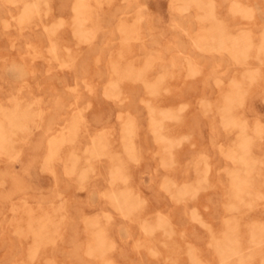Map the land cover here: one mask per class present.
<instances>
[{"label": "rangeland", "instance_id": "rangeland-1", "mask_svg": "<svg viewBox=\"0 0 264 264\" xmlns=\"http://www.w3.org/2000/svg\"><path fill=\"white\" fill-rule=\"evenodd\" d=\"M193 1L0 0V264H264V0Z\"/></svg>", "mask_w": 264, "mask_h": 264}, {"label": "bare ground", "instance_id": "bare-ground-1", "mask_svg": "<svg viewBox=\"0 0 264 264\" xmlns=\"http://www.w3.org/2000/svg\"><path fill=\"white\" fill-rule=\"evenodd\" d=\"M176 1H177V0H176ZM181 1H182V0H181ZM186 1H187V0H186ZM190 1H191V0H190ZM192 1H193V0H192ZM197 1H198V0H197ZM199 1H200V0H199ZM33 2H34V1H33ZM174 2H175V1H174ZM184 2H185V1H184ZM193 2H195V1H193ZM193 2H192V3H193ZM46 3H47V2H46ZM81 3H82V2H81ZM188 3H189V2H188ZM200 3H201V2H200ZM200 3H199V5H200ZM197 4H198V3H197ZM201 4H202V3H201ZM203 4H204V3H203ZM24 5H25V4H24ZM85 5H86V4H85ZM188 5H189V4H188ZM195 6H196V5H195ZM34 7H35V6H34ZM185 7L187 8V6H185ZM197 7H200V8H201V5H200V6H197ZM175 8H176V6H175ZM178 8H180V7L178 6ZM182 8H183V7H182ZM207 8H209V7H207ZM35 9H36V8H35ZM187 9H188V8H187ZM176 10H178V9H176ZM180 10H181V9H180ZM182 10H183V9H182ZM200 10H201V9H200ZM208 10H209V9H208ZM241 10H243V9H241ZM81 11H82V10H81ZM81 11H80V12H81ZM187 11H188V10H187ZM204 11H206V10H204ZM211 12H212V10H211ZM144 13H145V12H144ZM207 13H209V12L207 11ZM207 13H206V14H207ZM209 14H210V13H209ZM211 15H212V14H211ZM75 16H76V15H75ZM207 16H208V14H207ZM72 17H73V16H72ZM204 17H206V15H205ZM198 18H201V17H198ZM207 18H208V17H207ZM207 18H206V19H207ZM210 18H211V17H210ZM210 18H209L208 20H210ZM62 20H63V19H62ZM200 20H201V19H200ZM211 20H213V19L211 18ZM5 21H6V20H5ZM202 21H203V20H202ZM204 21H205V20H204ZM206 21H207V20H206ZM62 23H63V21H62ZM79 24H80V23H79ZM221 24H222V23H221ZM6 26H7V25H6ZM5 28H6V27H5ZM73 29H74V28H73ZM80 29H81V28H80ZM83 29H84V28H83ZM83 29H82V30H83ZM212 29H213V28H212ZM214 29H215V28H214ZM86 31H87V30H86ZM222 31H223V30H222ZM239 31H240V30H239ZM245 31H246V30L244 29V33H245ZM248 31H249V30H248ZM78 32H79V31H78ZM81 33H82V32H81ZM87 33H89V31H88ZM90 34H91V33H90ZM137 34H138V33H137ZM91 35H92V34H91ZM213 35H214V34H213ZM213 35H212V37H213ZM220 35H221V34H220ZM234 35H235V34H234ZM246 35H247V34H246ZM198 36H199V35H198ZM223 36H224V35H223ZM228 36H229V38H228L229 40H231V39L234 38V36H233V38H231V36H232L231 34H228L227 37H228ZM235 36H236V35H235ZM237 36H239V35H237ZM241 36H243L244 41H245V38L247 39V37H245V35H241ZM204 37H205V36H204ZM204 37H203V38H204ZM227 37H225V38H227ZM222 38H223V37H222ZM240 38H241V37H240ZM76 39H77V38H76ZM234 39H235V38H234ZM243 39L241 38V39H238V40L240 41V40H243ZM249 39H250V37H249ZM200 40H201V39H200ZM224 40H225V39H224ZM81 41H82V40H81ZM194 41H195V40H194ZM205 41H206V40H205ZM232 41H233V40H231V43H232ZM248 41H249V40H247V42H248ZM50 42H51V41H50ZM224 42H225V41H224ZM234 42H235V41H234ZM236 42H237V40H236ZM242 42H243V41H242ZM242 42H241V44H242ZM247 42H246V43H247ZM249 42H250V44L253 43V42H251V41H249ZM249 42H248V43H249ZM204 43H207V42H204ZM243 43H245V42H243ZM53 44H54V43H53ZM225 44H226V42H225ZM234 44H235V43H234ZM253 44H254V43H253ZM239 45H240V44H239ZM244 45H246V44H244ZM54 46H55V44H54ZM208 46H209V45H208ZM227 46H228V45H227ZM237 46H238V44H237ZM261 46H262V45H261ZM263 46H264V45H263ZM238 47H239V46H238ZM241 47H242V46H240V49H242ZM246 47H248V44L246 45ZM253 47H254V46H253ZM259 47H260V46H259ZM65 48H66V47H65ZM206 48H209V47H206ZM231 48H232V47H231ZM248 48H249V47H248ZM209 49H211V47H210ZM225 49H226V48H225ZM235 49H237V48H235ZM235 49H233V50L235 51ZM238 49H239V48H238ZM206 50H207V49H206ZM233 50H232V51H233ZM244 50H245V49H244ZM244 50H243V52H244ZM245 51H246V50H245ZM248 51H249V49H248ZM262 51H263V50H262ZM262 51H261V52H262ZM54 52H55V51H54ZM246 52H247V51H246ZM50 53H51V52H50ZM235 53H236V52H235ZM262 53H263L262 55H264V52H262ZM233 55H234V54H233ZM236 55H237V54H236ZM238 55H239V54H238ZM248 56H249V55H247L246 57H248ZM233 57L235 58V55H234ZM258 57H259V56H258ZM238 58H241V56H238ZM238 58L236 57V59H238ZM53 59H54V57H53ZM186 59H187V58H186ZM241 59H242V58H241ZM245 60H246V58H245ZM262 60H263V58H262ZM192 61H193V60H192ZM240 61H241V60H240ZM241 62H243V60H242ZM125 69H127V68H125ZM123 70H124V69H123ZM124 71H125V70H124ZM195 71H197V70H195ZM193 72H194V71H193ZM197 72H198V71H197ZM197 72H196V73H197ZM129 73H130V72H129ZM196 73H195V74H196ZM256 76H257V75H255V78H256ZM125 77H126V76H125ZM127 77H129V76H127ZM247 77H249V76L247 75ZM247 77H246V78H247ZM257 77H258V76H257ZM252 80H254V79H252ZM252 80H251V81H252ZM222 81H223V80H222ZM220 82H221V81L219 80V83H220ZM252 82H253V81H252ZM150 83H151V82H150ZM222 83H223V82H222ZM238 83H239V82H238ZM231 84H233V83H231ZM110 85H111V84H110ZM114 86H115V85H114ZM105 88H106V87H105ZM242 89H243V88H242ZM107 90H108V88H107ZM111 90H112V89H111ZM244 90H246V88H245ZM152 91H153V90H152ZM154 91H155V90H154ZM156 91H157V89H156ZM234 91H236V90H234ZM240 91H241V90H240ZM149 92H150V91H149ZM111 93H112V92H111ZM244 93H245V92H244ZM230 95H231V94H230ZM227 96H228V95H227ZM227 96H226V97H227ZM238 96H239V95H238ZM223 97H224V96H223ZM231 98H233V96H231ZM223 100H224V99H223ZM262 100H263V99H262ZM142 101H143V100H142ZM234 101H235V100H234ZM145 102H146V101H145ZM145 102H144V104H145ZM209 102H210V101H209ZM243 103H244V102H243ZM29 104H30V103H29ZM203 104H204V103H203ZM205 104H206V103H205ZM238 104H239V103H238ZM238 104H237V106H238ZM30 105H31V104H30ZM206 105H207V104H206ZM206 105H205V106H206ZM227 105H228V104H227ZM234 105H235V104H234ZM229 106H230V105H229ZM12 107H14V106H12ZM27 107H28V106H27ZM231 107H232V106H231ZM234 107H236V105H235ZM146 108H147V107H146ZM4 109H6V108L4 107ZM4 109H3L2 111H4ZM165 109H166V108H165ZM165 109H163V110H165ZM11 110H13V109H10V111H11ZM159 110H162V109H159ZM163 110H162V111H163ZM230 110H231V109H230ZM2 111H1V112H2ZM5 111H6V110H5ZM15 111H16V110H14L13 112H15ZM24 111H25V110H24ZM27 111H28V110H27ZM157 111H158V110H157ZM166 111H168V110H166ZM169 111H170V110H169ZM173 111H174V110H173ZM205 111H207V110H205ZM7 112H8V111H7ZM7 112H6V113H7ZM13 112H12V113H13ZM171 112H172V109H171ZM229 112H230V111H229ZM12 113H11V114H12ZM21 113H22V112H21ZM26 113H27V112H26ZM175 113H176V112H175ZM11 114H10V115H11ZM27 114H28V113H27ZM120 114H121V113H120ZM170 114H171V113H170ZM176 114L179 115L178 113H176ZM224 114H225V113H224ZM8 115H9V114H8ZM32 115H33V113H32ZM157 115H158V114H157ZM171 115H174V113L172 112ZM225 115H226V114H225ZM225 115H224V116H225ZM228 115H230V114L228 113V114H227V117H228ZM2 116H4V114H2ZM2 116H1V117H2ZM5 116H6L5 119H6V118H10V119H11V118L13 117V116H11V117H7V114H5ZM14 116H16V118H17L19 115H18V114H16V115L14 114ZM20 116H21V114H20ZM20 116H19V117H20ZM159 116H160V115H159ZM221 116H222V115H221ZM232 116H233V115H232ZM31 117H33V116H31ZM166 117H169V116H166ZM170 117H171V116H170ZM172 117H173V116H172ZM179 117H180V116H179ZM234 117H235V116H234ZM234 117H232V118H234ZM13 118H15V117H13ZM13 118H12V119H13ZM71 118H72V117H71ZM160 118H161V117H160ZM5 119H4V120H5ZM19 119H20V118H19ZM19 119L17 118L16 121H19ZM23 119H24V118H23ZM128 119H129V118H128ZM130 119H131V118H130ZM154 119H157V118H154ZM224 119H225V118H224ZM6 120H7V119H6ZM14 120H15V119H14ZM21 120H22V118H21ZM74 120L76 121V119L73 118V120H71V122L74 121ZM157 120H158V119H157ZM227 120H231V118H228ZM227 120H226V121H227ZM244 120H245V119H244ZM11 121H12V120H10V122H11ZM16 121H15V122H16ZM22 121H23V120H22ZM22 121H21V122H22ZM222 121H223V119H222ZM222 121H221V122H222ZM226 121H225V122H226ZM262 121H263V120H262ZM8 122H9V121L7 120V125H8ZM13 122H14V121H13ZM15 122H14V123H15ZM131 122H132V120H131ZM131 122H130V123H131ZM225 122H223V123L225 124ZM227 122H228V121H227ZM239 122H240V121H239ZM16 123H17V122H16ZM75 123H76V122H75ZM75 123H71V126H72V124H74V126H75ZM123 123H124V122H123ZM161 123H162V122H161ZM161 123H160V124H161ZM237 123H238V122H237ZM244 123H245V122H244ZM11 124H13V123L11 122ZM11 124H10V125H11ZM17 124H18L17 126L19 127V124H20V126H21L22 123L19 122V123H17ZM68 124H69V123H68ZM156 124H157V123H156ZM162 124H163V123H162ZM162 124H161L160 127H162ZM224 124H223V125H224ZM245 124H246V123H245ZM245 124H244V125H245ZM257 124H258V122H257ZM7 125H6V126H7ZM10 125H9V127H11ZM13 125H14V124H13ZM15 125H16V124H15ZM69 125H70V124H69ZM231 126H232V125H230V127H231ZM238 126H239V124H238ZM246 126H247V125H246ZM262 126H263V124H262ZM2 127H3V126H2ZM14 127H15V126H14ZM67 127H68V126H67ZM225 127H226V126H225ZM236 127H237V126H236ZM243 127H244V126H243ZM12 128H13V126H12ZM15 128H16V127H15ZM20 128H21V130H22V127H20ZM68 128H70V126H69ZM231 128H233V127H231ZM237 128H239V127H237ZM241 128H242V127H241ZM256 128H257V127H256ZM6 129H7V128H6ZM6 129H5V130H6ZM9 129H10V128H9ZM16 129H17V128H16ZM71 129H72V128H71ZM246 129H247V128L242 129V130H243V131H244V130L246 131ZM18 130H19V129H18ZM21 130H20V131H21ZM24 130H26V129H24ZM159 130H160V132H159ZM159 130H158V133H161V129H159ZM239 130H240V129H239ZM242 130H241V131H242ZM2 131H3V129H2ZM70 131H71V130H70ZM75 131H76V130L74 129L72 132H75ZM247 131H248V130H247ZM254 131H255V130H254ZM254 131H253V132H254ZM257 131H258V130H257ZM263 131H264V130H263ZM0 132H1V131H0ZM3 132H4V131H3ZM6 132H8V131H6ZM72 132H70V133H72ZM258 132H259V131H258ZM10 133H11V132H10ZM14 133H16V132H14ZM73 134H74V133H73ZM73 134H72V135H73ZM128 134H129V133H128ZM161 134H162V133H161ZM242 134H244V133H242ZM242 134H241V135H242ZM254 134H255V133H254ZM257 134H258V133H256V136H257ZM1 135H3L2 137H4L3 139L5 140L7 134H3V133L1 132ZM4 135H5V136H4ZM11 135H13V133H12ZM72 135H71V136H72ZM248 135H249V134H248ZM163 136H166V135L163 134ZM236 136H237V134H236ZM244 136H245V135H244ZM251 136H252V135H251ZM251 136H249V137H251ZM61 137H62V136H61ZM74 137H75V135H74ZM123 137H124V136H123ZM130 137H131V136H130ZM156 137L158 138V137H160V135L157 136V133H156V136H155V138H153V139H156ZM249 137H247V139H250ZM258 137H259V136H258ZM0 138H1V136H0ZM9 138H10V136L8 137V139H9ZM58 138L60 139V137H58ZM125 138L128 139V137H125ZM166 138H169V139H170V137H168V136H166ZM178 138H179V137H177L176 139L178 140ZM239 138H240V137H239ZM243 138H244V137H243ZM245 138H246V137H245ZM255 138L257 139V137H254V139H255ZM1 139H2V138H1ZM61 139H63V138H61ZM67 139H68V142L70 143L69 137H68ZM67 139H66V140H67ZM171 139H172V138H171ZM173 139H175V138H173ZM176 139H175V140H176ZM182 139H183V138H182ZM187 139H188V138H187ZM157 140L160 141L159 138H158ZM237 140H242V137H241V139H238V138H237ZM251 140H252V139H251ZM0 141H2V140H0ZM60 141H61V140H60ZM161 141H164V140H161ZM161 141H160V143H161ZM171 141H172V140H171ZM246 141H247V140H246ZM248 141H249V140H248ZM252 141H253V140H252ZM254 141H255V140H254ZM5 142H6V140H5ZM8 142H9V141H8ZM61 142H62V141H61ZM66 142H67V141H66ZM71 142L73 143V141H71ZM99 142H100V141H99ZM129 142L133 143V142L130 141V140H129ZM172 142H173V141H172ZM237 142H238V141H237ZM237 142H236V143H237ZM3 143H4V142H3ZM3 143H0V145L3 144ZM6 143H7V142H6ZM6 143H5L4 145H6ZM53 143H54V142H53ZM168 143H169V142H168ZM173 143H174V142H173ZM236 143H235V144H236ZM241 143H242V142H241ZM246 143H247L246 145L249 144L248 142H246ZM61 144H62V143H61ZM125 144H127V143H125ZM162 144H163V142H162ZM165 144H166V143H165ZM239 144H240V143H239ZM253 144H254V143H253ZM253 144H252V147H253ZM9 145L13 147V145H11V144H9ZM163 145H164V144H163ZM166 145H168V144H166ZM175 145H177V144H175ZM59 146H60V145H59ZM164 146H165V145H164ZM3 147H4V146H3ZM127 147H128V146H127ZM172 147H173V146H172ZM175 147H176V146H175ZM175 147H174V148H175ZM230 147H231V146H230ZM248 147H250V145H248ZM0 148H1V146H0ZM56 148H58V147H56ZM90 148H91V147H90ZM125 148H126V147H125ZM129 148H130V147H129ZM133 148H134V147H133ZM235 148H236V147H235ZM237 148H238V147H237ZM3 149H4V148H3ZM95 149H96V148H95ZM105 149H106V148H105ZM249 149H250V148H249ZM249 149H247V151H248ZM1 150H2V148H1ZM12 150H13V149H12ZM233 150H234V149H233ZM233 150H232V151H233ZM236 150H237V149H235V151H236ZM238 150H239V149H238ZM240 150H241V149H240ZM52 151H53V150H52ZM101 151H102V150H101ZM101 151H100V152H101ZM247 151H245V152L247 153ZM93 152H94V151H93ZM93 152H92V153H93ZM130 152H132V151H130ZM130 152L128 151V152H126V154L130 156L131 154H128V153H130ZM134 152H135V150H134ZM134 152H133V153H134ZM237 152H240V151H236V153H237ZM55 153H56V151H55ZM55 153H54V154H55ZM70 153H72V152H70ZM70 153L68 154V155H70L69 157H71V158H69V159H72L73 157L71 156ZM115 153H117V152H115ZM115 153H114V155H115ZM123 153H124V152H123ZM133 153H132V154H133ZM172 153H173V152H172ZM228 153H230V152L228 151ZM236 153H235V154H236ZM241 153H242V152H241ZM83 154H84V153H83ZM88 154H90V153H88ZM110 154H111V153H110ZM110 154H109V155H110ZM117 154H118V153H117ZM226 154H227V153H226ZM3 155H5V154H3ZM52 155H53V154H52ZM91 155H92V154H91ZM93 155H95V154H93ZM100 155H102V153H100ZM104 155H105V154H104ZM112 155H113V154H112ZM112 155H111V157H112ZM114 155H113V157H114ZM118 155H120V154H118ZM118 155H116V156H118ZM124 155H125V154H124ZM133 155L135 156V154H133ZM228 155H229V154H228ZM55 156H56V155H55ZM76 156H77V155H76ZM168 156H169V154H168ZM230 156H232V155L230 154ZM230 156H229V157H230ZM233 156H234V155H233ZM7 157H8V155H7ZM92 157H93V156H92ZM92 157H91V158H92ZM96 157H97V156H95V157H93V158H96ZM130 157H131V156H130ZM236 157L238 158V155H236ZM243 157H245V156H243ZM247 157H248V159H251V158H249V157H251V156L247 155ZM74 158H75V156H74ZM233 158H235V157H233ZM78 159H79V158H78ZM114 159H116V157H114ZM231 159H232V158H231ZM243 159H244V158H243ZM73 160H75L77 163L79 162V161L76 160V159H73ZM168 160H169V159H168ZM75 161H74V162H75ZM119 161H120V160H119ZM131 161H132V160H131ZM165 161H166V160H165ZM170 161L172 162V160H170ZM251 161H252V160H251ZM74 162H73V166L76 165V163L74 164ZM86 162H87V161H86ZM121 162H122V161H120V163H121ZM163 162H164V160H163ZM166 162H168V163L170 164L169 161H166ZM166 162H165V164H168V163H166ZM232 162H233V160H232ZM234 162H235V159H234ZM117 163H118V161H117ZM173 163H174V162H172V164H173ZM175 163H176V162H175ZM172 164H171V165H172ZM238 164L240 165V162H238ZM244 164H246V163H244ZM259 164H260V163H259ZM82 165H83V164H82ZM88 165H89V164H88ZM116 165L118 166V164H116ZM119 165H122V166H123L122 163L119 164ZM242 165H243V164H242ZM89 166H90V165H89ZM89 166H88V167H89ZM165 167H166V166H165ZM168 167H169V166H168ZM245 167L247 168V166H245ZM32 168H33V167H32ZM48 168H49V167H48ZM74 168H75V167H73V169H74ZM169 168H171V167H169ZM86 169H87V168L84 167V168H82V169H80V170H86ZM90 169L93 171L92 167H91ZM118 169H119V167H118ZM122 169H123V168H122ZM247 169H248V171H249V168H247ZM70 170H71V169H70ZM74 170H75V169H74ZM87 170H88V169H87ZM120 170H121V169H120ZM235 170H236V169H235ZM245 170H246V169H245ZM195 171L197 172V171H199V170H195ZM205 171H206V169L203 170L202 172L205 174ZM232 171H234V170H232ZM40 172H41V170H40ZM81 172H83V171H81ZM81 172H80V174H82V176L84 177L83 173H81ZM87 172H88V171H87ZM87 172H85V173L87 174ZM120 172H121V171H120ZM120 172H119V173H120ZM122 172H123V171H122ZM122 172H121V173H122ZM199 172L201 173V171H199ZM249 172H250V171H249ZM200 173H199V175H201ZM230 173H231V172H230ZM69 174H70V173H69ZM71 174H72V173H71ZM86 174H85V176H86ZM122 174H123V173H122ZM116 175H117V174H116ZM247 175H248V173H247ZM87 176H88V175H87ZM87 176H86V177H87ZM121 176H122V175H121ZM124 176H125V175H124ZM240 176H241V175H240ZM28 177H29V176H28ZM113 177H114V176H113ZM117 177H118V176H117ZM122 177H123V176H122ZM206 177H207V176H206ZM230 177H231V176H230ZM36 178H37V177H36ZM80 178H82V177H80ZM80 178H79V179H80ZM84 178H85V177H84ZM166 178H169V177L166 176ZM166 178H165V180H166ZM85 179H86V178H85ZM85 179H84V180H85ZM119 179H120V178H119ZM199 179H200V178H199ZM235 179H236V178H235ZM242 179H243V178H242ZM252 179H253V178H252ZM81 180H82V179H81ZM81 180H80V181H81ZM84 180H83V181H84ZM115 180H117V179L115 178ZM169 180H171V178H170ZM169 180H168V181H169ZM202 180H203V179H200L199 181H198V180H197V181H198V182L201 181V183H202V182H203ZM205 180H206V179H205ZM27 181H28V179H27ZM76 181H77V179H76ZM78 181H79V180H78ZM78 181H77V182H78ZM80 181H79V183L83 182V181H81V182H80ZM162 181H164V179H162ZM172 181H173V180H172ZM172 181H171V183H172ZM240 181H241V180H240ZM32 182H34V181H32ZM111 182H113V181H111ZM164 182H165V181H164ZM164 182H162V183H164ZM195 182H196V181H195ZM126 183H127V182H126ZM162 183H161V184H162ZM236 183H237V182H236ZM110 184H112V183H110ZM172 184H173V183H172ZM234 184H235V182H234ZM242 184H243V182H242ZM80 185H81V184H80ZM187 185H189V183H187ZM190 185H191V184H190ZM198 185H199V184H198ZM203 185H204V184H203ZM172 186H173V185H172ZM172 186H171V187H172ZM178 186H179V185H178ZM181 186H182V185H181ZM200 186H201V184H200ZM238 186H240V185H238ZM245 186H247L246 183H245ZM166 187H168V186H166ZM169 187H170V186H169ZM171 187H170V189H172ZM197 187H198V186H197ZM197 187H196V188H197ZM201 187H202V186H201ZM205 187H206V186H205ZM77 189H78V188H77ZM168 189H169V188H168ZM182 189H183V188H182ZM189 189H190V188H187V187H186V190H189ZM193 189H194V188H193ZM197 189H198V188H197ZM200 189H201V188H200ZM120 190H123V188H122V189H119V190H117V191H120ZM164 190H165V189H164ZM194 190H195V189H194ZM107 191H108V190H107ZM128 191H129V190H128ZM130 191H131V189H130ZM178 191H179V190H178ZM178 191H177L176 193H178ZM184 191H185V190H184ZM198 191H199V190H198ZM198 191H197V192H198ZM236 191H237V190H236ZM114 192H115V191H114ZM120 192H121V191H120ZM166 192H168V191H166ZM182 192H183V191H182ZM182 192H181V193H182ZM185 192H186V191H185ZM189 192H190V190H189ZM189 192H187V193H189ZM194 192H195V191H194ZM237 192H238V191H237ZM122 193H123V192H122ZM128 193H131V192H128ZM191 193H192V191H191ZM195 193H196V192H195ZM107 194H108V193H107ZM114 194H115V193H114ZM114 194H113V195H114ZM126 194H127V193H126ZM126 194H122V195H124L123 201H124V199H126L125 197H127ZM236 194H238V193H236ZM59 195H60V194H59ZM104 195H105V194H104ZM116 195H117V194H116ZM125 195H126V196H125ZM175 195H176V194H175ZM181 195H182V194H181ZM176 196H177V195H176ZM194 196H195V195H194ZM117 197H119V196H117ZM172 197H174V195H173ZM182 197H183V195H182ZM106 198H108L107 195H106ZM183 198H184V197H183ZM21 199H22V198H21ZM109 199H111V198H109ZM109 199H108V201L110 202ZM119 199H120V197H119ZM128 199H129V196H128ZM130 199H131V197H130ZM130 199H129V200H130ZM178 199H182V198L179 197ZM178 199H177V200H178ZM111 200H112V199H111ZM133 200H135V199H133ZM139 200H140V199H139ZM139 200H138V201H139ZM115 201H116V199H115ZM121 201H122V200L120 199V202H121ZM126 202H127V201H126ZM126 202H125V204H127ZM135 202H136V200H135ZM114 203H115V202H114ZM121 203H122V202H121ZM128 203H129V202H128ZM133 203H134V201H133ZM140 203H143V202H142V199H141ZM144 203H145V202H144ZM129 204H130V203H129ZM138 204H139V203H138ZM111 205H112V203H111ZM132 206H133V205H132ZM140 206H142V204H140ZM114 207H115V205H114ZM121 208H122V207H121ZM132 208H133V207H132ZM118 209H119V208H118ZM118 209H117V202H116V210H118ZM119 211H120V209H119ZM130 211H131V210H130ZM124 212H125V210H124ZM124 212L122 211V213H124ZM132 213H133V212H132ZM235 214H237V213H235ZM100 217H101V216H100ZM104 217H105V216H104ZM90 219H91V218H90ZM94 219H95V218H94ZM98 219H99V218H98ZM197 220H198V219H197ZM200 220H201V219H200ZM86 221H87L88 223L90 222L89 219L86 220ZM146 222H147V221H146ZM94 223H96V222H94ZM144 223H145V222H144ZM207 224H208V223H206V225H207ZM90 225H91V224H90ZM92 225H94V224L92 223ZM92 225H91V226H92ZM165 225H166V224H165ZM88 226H89V225H88ZM161 226H162V225H161ZM209 226H211V225L209 224ZM162 227H163V226H162ZM205 227H207V226H205ZM100 228H101V227H100ZM166 228H169V227H166ZM166 228H165V229H166ZM207 228H208V227H207ZM92 229H93V228H92ZM97 229H98V228H97ZM99 230L101 231V229H99ZM163 230H164V227H163ZM168 230H169V229H168ZM33 231H35V230H33ZM39 232H40V231H39ZM164 232H165V231H164ZM94 233H95V231H94ZM91 234H92V231H91ZM92 235H95V234H92ZM101 236H102V235H101ZM103 236H104V235H103ZM43 237H44V236H43ZM227 237H228V236H227ZM230 237H232V235H231ZM224 238H225V237H224ZM224 238H223V240H224ZM232 238H233V237H232ZM234 238H235V237H234ZM225 239H226V238H225ZM229 239H230V238H229ZM41 240H42V239H41ZM93 240H95V239H93ZM231 240H232V239H231ZM234 240H238V238H235ZM105 242H106V241H104V243H105ZM222 242H223V241H222ZM226 242H227V240H226ZM111 243H112V242H111ZM220 243H221V242H220ZM224 243H225V242H224ZM230 243H232V242H230ZM106 244H107V242H106ZM106 244H105V245H106ZM221 244H222V243H221ZM227 245H228V242H227ZM100 246H101V245H100ZM100 246H99V247H100ZM232 246H233V245H232ZM38 247H39V246H38ZM224 247L226 248V246H224ZM230 247H231V246H230ZM234 247H236V245H235ZM234 247H233V248H234ZM93 248H94V247H92V249H93ZM97 248H98V247H97ZM239 248H240V247H239ZM222 249H223V247H222ZM227 249H229V248H227ZM234 249H235V248H234ZM237 249H238V248H237ZM34 250H35V249H34ZM93 250H94V249H93ZM223 250H224V249H223ZM239 250H240V249H239ZM89 251L92 252L91 250H89ZM97 251H98V250H97ZM192 251H193V250H192ZM220 251H221V250H220ZM220 251H219V252H220ZM229 251H230V250H229ZM94 252H95V251H94ZM193 252H194V251H193ZM225 252H228V251L225 250ZM225 252H224V253H225ZM238 252H239V251H237V252L235 251V253H238ZM221 253H222V252H221ZM227 254H228V253H227ZM229 254H231V253H229ZM229 254H228V256H229ZM251 254H252V253H251ZM223 255H224V254H223ZM223 255H222V256H223ZM238 255H239V254H238ZM238 255H237V256H238ZM253 255H254V254H253ZM225 256H226V254H225ZM249 256H250V255H249ZM197 257H198V256H197ZM220 257H221V256H220ZM230 257H232V256H230ZM230 257H228V259H229ZM221 258H222V257H221ZM223 258H224V256H223ZM223 258H222V259H223ZM222 259H221V260H222ZM226 259H227V257H226ZM240 260H241V259H240ZM198 261H200V259H198ZM227 261H228V260H226V262H227ZM248 261H249V260H248ZM229 262H231V261H228V263H229ZM242 262H243V261H242ZM110 263H111V262H110ZM194 263H196V262H194ZM200 263H201V262H200ZM248 263H249V262H248ZM202 264H203V263H202ZM226 264H227V263H226ZM235 264H236V263H235ZM246 264H247V263H246ZM249 264H250V263H249Z\"/></svg>", "mask_w": 264, "mask_h": 264}]
</instances>
